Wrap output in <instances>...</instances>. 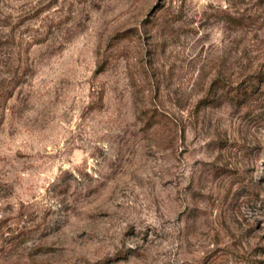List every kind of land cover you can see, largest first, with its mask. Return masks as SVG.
<instances>
[{"label":"rangeland","instance_id":"obj_1","mask_svg":"<svg viewBox=\"0 0 264 264\" xmlns=\"http://www.w3.org/2000/svg\"><path fill=\"white\" fill-rule=\"evenodd\" d=\"M264 0H0V264H264Z\"/></svg>","mask_w":264,"mask_h":264},{"label":"trees","instance_id":"obj_2","mask_svg":"<svg viewBox=\"0 0 264 264\" xmlns=\"http://www.w3.org/2000/svg\"><path fill=\"white\" fill-rule=\"evenodd\" d=\"M264 85V72L254 76L251 79L245 81L239 87L234 88V97L238 99H245L252 96L259 86Z\"/></svg>","mask_w":264,"mask_h":264}]
</instances>
